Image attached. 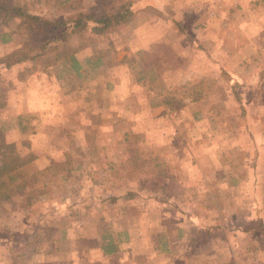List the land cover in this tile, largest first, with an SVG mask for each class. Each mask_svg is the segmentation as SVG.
Instances as JSON below:
<instances>
[{"label":"rangeland","instance_id":"374dc122","mask_svg":"<svg viewBox=\"0 0 264 264\" xmlns=\"http://www.w3.org/2000/svg\"><path fill=\"white\" fill-rule=\"evenodd\" d=\"M17 1L60 36L122 0ZM127 1L121 29L69 39L81 78L0 69L3 137L45 191L0 202V264H97L103 232L135 264H264V2ZM15 28L0 19V57L21 44Z\"/></svg>","mask_w":264,"mask_h":264},{"label":"trees","instance_id":"16d2710c","mask_svg":"<svg viewBox=\"0 0 264 264\" xmlns=\"http://www.w3.org/2000/svg\"><path fill=\"white\" fill-rule=\"evenodd\" d=\"M58 6H64L70 0H52ZM264 2V0H261ZM132 3L122 0L111 14L101 12H77L66 20L68 30L57 36L46 21L37 14L29 12L25 2L17 0H0V19L3 23L16 22L15 35L21 38V44L8 54L0 57V69H10L19 64L30 63L32 68L54 76L61 81L63 78L82 77V65L76 56L77 48L72 47L69 39H83L85 35L103 36L121 29L128 24L132 15ZM1 36L2 42L9 38ZM143 77H141L142 79ZM235 86L233 92L235 91ZM160 102H155L159 105ZM4 103L0 99V109ZM24 116L17 117V125L23 135L27 127L23 125ZM124 141L127 140L126 135ZM33 157L23 159L16 143L7 142L0 127V202L8 200L11 193L28 191L32 196L44 194L42 189L33 190V183L38 182L37 174H27L26 166ZM126 234V233H125ZM48 235V234H46ZM50 239V236L48 235ZM99 250L108 256L119 251V241H115L110 232L99 236ZM165 245L162 244V247ZM38 248L34 250L38 252ZM164 251V250H163Z\"/></svg>","mask_w":264,"mask_h":264},{"label":"crops","instance_id":"0c3cea01","mask_svg":"<svg viewBox=\"0 0 264 264\" xmlns=\"http://www.w3.org/2000/svg\"><path fill=\"white\" fill-rule=\"evenodd\" d=\"M179 233H180V231L178 230V234ZM157 243H158V248H157L158 250H160L162 252H167V247H166L167 246V243H166V240L163 243H160L159 241ZM191 243H192V241H191ZM194 243H195V241L193 240V243L191 244L189 250H191V251H193V249L195 250L196 245ZM128 244H130L131 247H132V245H133V247H137V245L134 243V241L132 239H129V243ZM162 244H164L165 246L162 247ZM26 245H29V243L26 244ZM30 245H34V244H30ZM226 247H229L230 250H233V249H231V246L226 245ZM145 249H151V250H153V249H155V247L153 248L152 246H150V248H149V246H148ZM33 250H34V248H33ZM120 250L118 252H116V253H114L112 255H108V256H104V255H102L100 253L99 255H97V258H98L97 259V264H101V262L103 261V259L105 257L107 258L106 259V262H108V263H113V264H135V259H132L131 260V258H133V254H132L131 251H133V250H123V251H120ZM86 251H87V249H84V251H82V254L85 255L86 254ZM135 251L136 250H134V252ZM31 252L34 253L33 251H31ZM228 252H230V251L228 250ZM78 253H81V252H78ZM125 254H127V258L122 257ZM210 255H212V254L210 253ZM48 256L49 255H47V257H45V259H43V262H41V260H38L39 256L37 254H32V255H29V256H25L24 263L25 264H41V263H45V262L46 263H51L50 262L51 260H48ZM192 256H194V254H192ZM86 259H89L90 260V257L89 256H87V257H82V256L79 257L78 256V260H76V256L73 255V262L72 261L71 262L69 261L68 264H91V262H88ZM90 261H92V260H90ZM6 262L8 263V261H6ZM8 264H10V262ZM149 264H152V263L150 262Z\"/></svg>","mask_w":264,"mask_h":264},{"label":"built area","instance_id":"2783aa9c","mask_svg":"<svg viewBox=\"0 0 264 264\" xmlns=\"http://www.w3.org/2000/svg\"><path fill=\"white\" fill-rule=\"evenodd\" d=\"M238 264H256L255 262H253V261H248V260H246V261H240Z\"/></svg>","mask_w":264,"mask_h":264}]
</instances>
